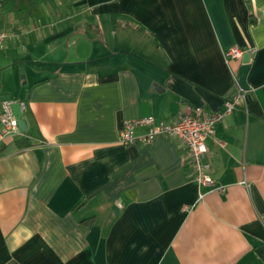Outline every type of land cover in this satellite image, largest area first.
<instances>
[{
    "label": "crops",
    "instance_id": "0c3cea01",
    "mask_svg": "<svg viewBox=\"0 0 264 264\" xmlns=\"http://www.w3.org/2000/svg\"><path fill=\"white\" fill-rule=\"evenodd\" d=\"M57 5L2 27L0 100L26 130L0 144V264H264V0ZM238 89L206 139L212 185L177 139L118 141L126 119L221 110Z\"/></svg>",
    "mask_w": 264,
    "mask_h": 264
},
{
    "label": "built area",
    "instance_id": "2783aa9c",
    "mask_svg": "<svg viewBox=\"0 0 264 264\" xmlns=\"http://www.w3.org/2000/svg\"><path fill=\"white\" fill-rule=\"evenodd\" d=\"M9 33L0 29V46L4 44ZM244 52H254V48L242 49L232 45L224 51L225 58H240ZM247 89H238L231 97L224 100L221 110H208L203 105L188 107L174 121H156L153 116H142L126 119L119 130L118 141L128 145L134 143H150L157 135H166L177 139L182 147L181 160L188 166L196 183L212 185L214 179L211 176L209 147L206 139L215 133V123L236 108L242 99L246 97ZM143 126L144 131L136 133L135 128ZM21 132L18 118L13 111V100H0V144L6 137L17 135ZM221 190L223 189L220 186Z\"/></svg>",
    "mask_w": 264,
    "mask_h": 264
},
{
    "label": "trees",
    "instance_id": "16d2710c",
    "mask_svg": "<svg viewBox=\"0 0 264 264\" xmlns=\"http://www.w3.org/2000/svg\"><path fill=\"white\" fill-rule=\"evenodd\" d=\"M58 0H0V29L5 23L7 14H12L13 18L21 23L36 21L40 17V8L47 5L51 9H56ZM66 2L68 0H62ZM19 147L27 146L29 143L24 138L17 140Z\"/></svg>",
    "mask_w": 264,
    "mask_h": 264
},
{
    "label": "rangeland",
    "instance_id": "374dc122",
    "mask_svg": "<svg viewBox=\"0 0 264 264\" xmlns=\"http://www.w3.org/2000/svg\"><path fill=\"white\" fill-rule=\"evenodd\" d=\"M42 12H44V6H42L41 7V14H42ZM5 30V29H4ZM32 43V42H31ZM25 43L23 42V43H20V44H18V46H15L16 47V50L17 51H23V50H25ZM4 52H8V50H3L2 48H0V58H2V60L4 59V60H6L7 61V59H6V57H4L3 55H4ZM18 64H16V65H14V70H13V72L14 71H17V69H20V67H18L17 66ZM13 74H15V72L13 73ZM17 77L15 78V81H19V82H23L24 80H25V77H26V72H24V71H18L17 72ZM0 75L2 76V77H5L6 75H7V72H6V70L3 68V69H1V71H0ZM4 75V76H3Z\"/></svg>",
    "mask_w": 264,
    "mask_h": 264
},
{
    "label": "water",
    "instance_id": "95a60500",
    "mask_svg": "<svg viewBox=\"0 0 264 264\" xmlns=\"http://www.w3.org/2000/svg\"><path fill=\"white\" fill-rule=\"evenodd\" d=\"M248 56H249L248 52L243 53V57H248ZM13 111L18 118V125L20 129L26 130V122L22 116L21 105L18 101H13Z\"/></svg>",
    "mask_w": 264,
    "mask_h": 264
}]
</instances>
